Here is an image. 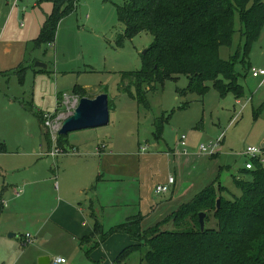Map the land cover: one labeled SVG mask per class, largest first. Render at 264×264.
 Returning a JSON list of instances; mask_svg holds the SVG:
<instances>
[{"label":"rangeland","instance_id":"rangeland-1","mask_svg":"<svg viewBox=\"0 0 264 264\" xmlns=\"http://www.w3.org/2000/svg\"><path fill=\"white\" fill-rule=\"evenodd\" d=\"M74 1L75 10L58 23L53 43L36 45L34 40L53 9V0H18L17 3L0 0V141L6 146V153L0 155V264H38L41 257L50 260L62 257L66 264H93L96 259L101 260L100 264H111L122 250L121 247L111 254L108 246L112 248L113 241L110 240L104 247L96 248L103 254L93 257L96 249L90 250L92 244H83L82 250L79 240L72 241L59 229L47 233L48 236L45 228L34 239L36 225L31 223V213L22 207L23 192L15 194L23 190V177L32 180L53 177L56 159L41 155L50 147L39 117L55 110L57 94L75 97L76 87L84 89L87 95H107L112 105L108 124L70 132L66 139L75 146L81 143L93 147L103 141L112 142L114 151L135 155L127 159L133 164L139 162L138 179L122 178L115 185L122 194L121 205L101 210L104 206L99 204L100 223H106L102 224L103 231L114 225L109 216L112 210L121 215L140 214L142 230L152 228L183 203L181 196L175 195L176 190L192 187V198L216 178L225 188L223 198H239L241 193L234 180L251 182V178L243 173L245 160L238 153L246 146L260 148L264 144V77L254 78L250 73L251 68L264 70V25L244 64L240 60L234 64L237 83L242 89L239 97L232 91L222 94L210 83L203 97H181L177 90L185 89L188 80L178 76L174 81L164 80L155 91L147 93L145 108L137 103L135 88L129 93L121 91L120 73L140 70L141 55L152 37L141 33L125 38L117 46L124 27L117 19L116 6L126 0ZM234 23L236 33L230 45L219 49L223 61H228L243 43L237 17ZM36 63L44 64L46 69L35 68ZM69 111L65 107L62 116H69ZM156 120L163 124L160 137L153 134ZM181 135L186 138L187 154L175 153L173 157L171 152L178 150L175 142ZM218 140L214 155L200 153V145L208 146ZM58 158L59 162L61 158ZM66 167L67 182L73 184L70 176L75 168ZM170 176L176 180L174 194L156 196L155 187L166 184ZM112 190L109 181L98 183L99 198L112 195ZM53 196L50 193L49 201ZM126 219L122 216L118 223ZM170 227L171 224L167 229ZM25 235L33 241L25 244ZM116 238L114 241L118 242ZM85 251H91L90 258ZM145 251L143 247L141 252L131 253L124 264H141Z\"/></svg>","mask_w":264,"mask_h":264},{"label":"trees","instance_id":"trees-1","mask_svg":"<svg viewBox=\"0 0 264 264\" xmlns=\"http://www.w3.org/2000/svg\"><path fill=\"white\" fill-rule=\"evenodd\" d=\"M74 10V0H53V9L35 44H52L58 23ZM116 14L124 27L117 46L125 38L141 33L152 37L141 55L140 70L120 73L121 91L129 93L135 88L139 105L146 108L147 93L155 91L164 80L174 81L178 76L188 80L185 89L177 90L181 97H203L208 90L207 83L222 94L232 91L236 97L241 95L234 64L240 60L243 65L251 46L259 39L264 25L263 0H126L116 6ZM235 17L243 43L228 61H223L219 58V49L230 45L236 33ZM73 94L79 99L88 98L84 89L75 87ZM108 105L110 111L109 100ZM39 118L42 127V115ZM162 127L160 120L154 122V136H161ZM43 134L51 147L47 134ZM66 137H57L58 147L66 148ZM4 153L6 146L0 141V154ZM243 173L250 176L251 182L234 180V186L241 193L239 198H223L225 188L216 178L189 202L144 231L140 214L103 231L92 213V233L79 240L80 248L83 244H92V251L110 236L124 234L131 244L111 264H124L128 255L141 252L143 247L146 251L141 264H264V167L254 162V168L244 169ZM199 213L205 214L203 231H200ZM169 224L171 229H167ZM91 251L84 252L88 258ZM100 263L93 261V264Z\"/></svg>","mask_w":264,"mask_h":264},{"label":"crops","instance_id":"crops-1","mask_svg":"<svg viewBox=\"0 0 264 264\" xmlns=\"http://www.w3.org/2000/svg\"><path fill=\"white\" fill-rule=\"evenodd\" d=\"M61 96L57 94V98H60ZM74 96L77 97L76 95ZM87 97L94 98L95 95H87ZM66 143V148H77L78 151L83 154L80 156L63 155L60 156L61 160L59 162V158L57 157L55 164L53 163V177L46 176L43 179L37 180L23 177L25 178L21 181V188L23 190H19V192H15L14 189L12 190L13 193L15 192V194L17 195H19L20 192H23L24 202L22 207L25 211H29L28 214L31 213V223L36 225L34 227L35 230L33 231L34 233H36L34 239L39 238L41 232L45 228L46 231H48L46 232V234H51L52 231L55 232L56 229H59L61 232L63 231L64 233L68 234L74 242L76 240H80L84 236L90 235L92 233V227L94 223V219L91 216L92 213L100 222L99 210L101 208V210H103L105 207L114 208L118 205H121L122 194L119 188H115L116 183L121 182L122 178H130L134 180L139 178V162L133 164L130 160L127 159L128 156L134 158L135 155L121 154L114 151V145L112 144V142L103 141L99 143L100 145L104 146V149L99 156L93 155L94 149L99 146L98 144L93 147L90 144L81 143L80 146H75L67 139ZM176 147L178 148V150L174 149L171 152L173 157H175V153L183 154L180 147L177 145ZM169 154L165 155L167 157H170L171 155ZM173 157L171 162L173 170L172 172L175 173V160ZM60 163L62 164L63 170L59 168ZM66 166L75 168L74 172H71L72 175L70 176V179L73 180V184H69L67 182V178L65 177V174L67 173L66 169H68ZM106 181H109L112 184V195L99 198L97 194L98 183H104ZM91 189L93 192L90 194ZM174 189H177L175 178L174 183L169 190L171 195L174 194ZM191 192L192 187H186L185 190L183 189V187H181L176 190L175 195H180L183 203H186L185 200H191L193 198L190 197ZM48 193L49 195L50 193L54 194V196L51 197V201H49ZM99 204H102L104 207L100 208ZM112 211L113 212H109V216L112 217L113 223L111 224L114 225H109V228L120 224L118 222L122 220V216L128 218L127 216L134 214L130 212L121 215L119 211ZM102 224L105 225L106 223H104L103 221ZM122 235L123 236L114 234L110 236L109 238H107L105 243H101L97 248L100 249V247H104L111 240L113 241V247L110 248L108 246V248L111 254H116L121 247L123 249L131 244L129 238L124 234ZM115 238L118 242L114 241ZM96 254L101 256L103 253L98 252V250L96 249L92 254L93 257ZM94 261L101 260L96 259Z\"/></svg>","mask_w":264,"mask_h":264},{"label":"built area","instance_id":"built-area-1","mask_svg":"<svg viewBox=\"0 0 264 264\" xmlns=\"http://www.w3.org/2000/svg\"><path fill=\"white\" fill-rule=\"evenodd\" d=\"M18 0H14V3H17ZM250 73L252 77L259 78L264 77V70L263 69H250ZM78 97H71L69 98L68 95H62L59 100L56 101L55 110L52 113H44L42 114V127L45 133L50 137V141L52 143L50 149L46 152H43L41 155L43 157H48L51 159H56L58 156H80L82 155L77 148L70 147L62 149L57 146V137L59 136V130L61 129L62 122L66 118L62 116V111L67 107L68 115L72 113V111L78 105ZM236 104H240L236 101ZM69 107V108H68ZM185 136L181 135L180 138L176 141V145L180 147L181 152L183 154L187 153L186 150V142ZM219 141L212 143L208 146L200 145L199 151L202 154L212 156L216 153V149L219 145ZM104 149L103 145H99L97 148L94 149L95 156H99ZM145 147L141 148V151H144ZM238 156L245 160L244 169L245 170H252L254 168V162H257L258 165L264 167V144L262 147H253V146H246L242 149ZM174 183L173 177H169L167 179L166 184L158 185L154 189L155 195H161L169 192L171 186ZM25 244L31 243L33 240L29 235H25ZM50 264H66V261L62 257H54L50 260Z\"/></svg>","mask_w":264,"mask_h":264},{"label":"water","instance_id":"water-1","mask_svg":"<svg viewBox=\"0 0 264 264\" xmlns=\"http://www.w3.org/2000/svg\"><path fill=\"white\" fill-rule=\"evenodd\" d=\"M144 53L145 50L143 51ZM35 67L46 69V66L42 63H36ZM108 122L109 105L107 95L100 94L94 98L83 97L78 100V105L72 113L63 120L58 134L59 136H66L73 131L105 126ZM216 206L218 208L219 200L216 201ZM204 218L205 214L199 213L198 222L200 231L204 230ZM9 237H12V235H9ZM38 264H50V259L48 257H41L38 260Z\"/></svg>","mask_w":264,"mask_h":264}]
</instances>
